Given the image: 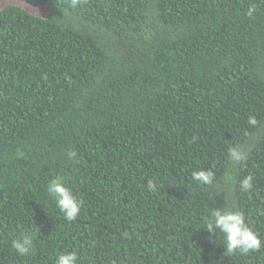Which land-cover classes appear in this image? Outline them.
<instances>
[{"label": "trees", "instance_id": "1", "mask_svg": "<svg viewBox=\"0 0 264 264\" xmlns=\"http://www.w3.org/2000/svg\"><path fill=\"white\" fill-rule=\"evenodd\" d=\"M212 209L264 242V0H0V264H264L226 252Z\"/></svg>", "mask_w": 264, "mask_h": 264}, {"label": "clouds", "instance_id": "2", "mask_svg": "<svg viewBox=\"0 0 264 264\" xmlns=\"http://www.w3.org/2000/svg\"><path fill=\"white\" fill-rule=\"evenodd\" d=\"M82 0H70V6L75 7ZM255 9L249 10L248 15L251 16ZM249 124L255 126L257 121L255 117H249ZM75 151L68 153V156H74ZM228 158L231 163L237 164L245 159V150L238 147H230L228 150ZM193 179L203 184L212 183V172L194 171L192 173ZM253 176L251 174L245 176L241 181L240 187L242 191H250L253 188L251 181ZM147 188L153 191L155 185L152 181H148ZM47 192L51 198L55 200L57 208L64 215L67 221H73L80 213L82 202L72 194V191L65 186L62 178L57 177L52 179L47 186ZM205 228L211 232L217 229L223 236V246L227 253L239 251L242 254H247L250 250H259L264 242L258 237L246 223L242 212L223 209H212L210 212V219H205ZM32 245V239L24 235L20 240L12 242L19 254L27 255ZM77 253L75 251L64 252L57 254L55 264H77Z\"/></svg>", "mask_w": 264, "mask_h": 264}, {"label": "rangeland", "instance_id": "3", "mask_svg": "<svg viewBox=\"0 0 264 264\" xmlns=\"http://www.w3.org/2000/svg\"><path fill=\"white\" fill-rule=\"evenodd\" d=\"M29 9H31L30 7H29ZM30 12H33L34 14L35 13H41L40 11H38L37 9H34V11H32V10H29ZM38 15H43V14H38Z\"/></svg>", "mask_w": 264, "mask_h": 264}]
</instances>
